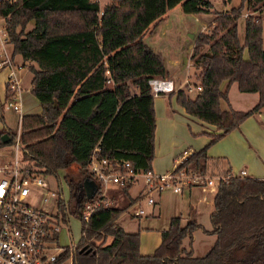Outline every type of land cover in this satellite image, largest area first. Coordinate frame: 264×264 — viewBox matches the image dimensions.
I'll return each instance as SVG.
<instances>
[{
  "label": "trees",
  "instance_id": "trees-1",
  "mask_svg": "<svg viewBox=\"0 0 264 264\" xmlns=\"http://www.w3.org/2000/svg\"><path fill=\"white\" fill-rule=\"evenodd\" d=\"M243 3L264 7V0H240L218 12L210 28L196 34L189 53L195 70L191 84L199 90L192 96L187 85L171 91L185 113L219 130L176 168L207 172V146L264 105V14L242 16L239 39L236 20ZM174 5L183 13L212 12L211 0H122L100 9L94 0H16L2 8L11 56L19 55L30 73V92L40 107L38 114L21 115V158L54 176L76 166L75 173L62 177L68 189L66 208L79 219L78 240L49 264L66 258L70 264H264V177L221 179L212 194L209 228L171 215L150 253L139 251L137 230L115 223L136 198L128 194L130 182L118 186L121 204L100 202L86 219L80 215L81 204L100 189L96 184L94 194L86 197L81 183L90 177L86 164L94 147L97 157L151 170L155 117L146 80L166 77L167 70L142 36ZM232 82L238 91L255 92L257 102L245 110L231 108L227 90ZM7 134L0 145L13 142L14 132ZM57 205L63 214L65 205ZM199 227L213 239L203 254L195 255L189 245Z\"/></svg>",
  "mask_w": 264,
  "mask_h": 264
},
{
  "label": "built area",
  "instance_id": "built-area-1",
  "mask_svg": "<svg viewBox=\"0 0 264 264\" xmlns=\"http://www.w3.org/2000/svg\"><path fill=\"white\" fill-rule=\"evenodd\" d=\"M15 1L0 0V68L8 67L5 79L8 96L4 99L3 106L7 103L6 106H9L18 115V123H20L22 115L21 88L17 71L24 65L21 61L12 64L11 53L6 50V45L9 43L5 19L2 14V8ZM120 1L122 0H109L107 3L118 4ZM100 13L99 10L98 15ZM106 83H109V80H106ZM146 83L152 96L174 91L172 81L165 77L151 76L146 80ZM198 90L199 86L187 83V92L194 91L196 93ZM18 134L19 132L15 133L12 142L14 145L13 159L8 163L0 164V264H49L62 249L73 246V244H59L57 239L61 224L67 220L59 212L57 204L58 201H61L65 205V213L67 200L61 195L59 184H57L58 176H55V183L54 175L38 171L36 166L26 164V160L22 159L21 155L18 156V148L20 152ZM96 151L97 148L94 147L86 164V170L90 177H84L91 179L95 185L98 184L100 189L92 198L81 204L79 212L84 219L100 202L104 204L109 202L103 196L104 189L109 184L122 186L140 177L144 185L142 197L145 203L150 204L153 202L152 192L163 188L179 192L188 185L216 184L230 175L245 174V170L240 168L237 173L209 175L176 168L175 164L162 173H154L151 170L141 171L133 168L127 161L116 164L104 157H97ZM177 161H175L176 164L180 160ZM32 187L44 189V194L40 197L42 202L47 201V193L49 196H53L52 206H38L27 201L26 198ZM130 208L134 215L144 212L139 199H136Z\"/></svg>",
  "mask_w": 264,
  "mask_h": 264
},
{
  "label": "crops",
  "instance_id": "crops-1",
  "mask_svg": "<svg viewBox=\"0 0 264 264\" xmlns=\"http://www.w3.org/2000/svg\"><path fill=\"white\" fill-rule=\"evenodd\" d=\"M219 1L222 4V6H224L221 7L223 8V10H227L228 8L231 7V6L227 7L225 5L228 2H224L222 0ZM165 14L166 11L161 16V18ZM209 14L212 18L208 17L210 20L207 19L206 22H202L200 25L201 28L206 23L213 22L214 18L211 13ZM161 22L162 20H159L156 23L151 24L154 27L151 30L150 28L148 29L150 32L146 33L147 30L145 31V33L142 36V40L144 39L145 36L153 35L156 32V30L159 28ZM175 29H176L175 32H177L178 29L177 28ZM199 31L200 30H198V32ZM155 52L158 53V51ZM163 62L165 65V69L167 70V76L165 78H168L172 81L174 85L173 90L179 88V86H176L177 75H178L177 71L174 70V68L168 69L167 65L165 64L167 62L165 60H163ZM23 67H25V65ZM17 76L21 88L20 105L22 109V114H38L40 112V107H38V105H37L38 108L37 107L28 108L24 104L25 93L31 94L30 84H29L30 74L25 81L22 79V76L21 77L19 76V73H17ZM156 96H155V98H157L156 100H154V96H152L153 112L155 117V128H154L155 135L158 130L159 121L161 122V124L164 125L166 131H168L169 128L174 129L175 126H178L183 131L185 130V138L182 141L180 142L169 141L168 148H163L165 151L163 164L160 166H158L156 163L155 164L153 163V165L151 164L152 172L162 173L164 171H167L168 168L174 164L173 160L175 159H177L178 161L182 160L190 152L202 147L211 139V134L217 133L219 130L215 129L213 125L205 123L200 119L185 113L183 108L178 104H176L173 93L170 94L163 93V94H159V96L158 95ZM160 97L166 98L167 102H164V99L161 100ZM227 97L231 108L236 110L248 109L257 102V94L255 92L238 91L236 88V84L234 82H232L228 87ZM4 99H5V80L3 81V89H2V95L0 96V103L4 101ZM34 99L36 100V102H38L35 97ZM235 104H240L242 107H238ZM192 124L195 125L194 128L190 127V125ZM4 125L5 126H3L2 128L0 126V137L2 134L4 133L7 134L8 131L12 132V130L15 129L9 127L6 124ZM185 127L188 128L190 132L195 136L194 137L189 136V134L186 132ZM155 139H157V136H155ZM245 141L249 144L250 147H245ZM156 149H160V150L162 149L159 141L157 143ZM206 154L209 157L208 160L209 169L207 170V173H210V170L217 171L224 169H228V172L230 173H237L240 168H243L245 170V175L264 177V105L257 112L252 113L248 117H246L237 126V128L232 129L228 133L222 135L217 140L209 144L206 149ZM213 156H216V158L213 159L212 158ZM3 160L4 159L1 160L0 158V164H5L10 161L8 159H5L4 161ZM237 160L238 162H236ZM237 164L241 165L238 169L236 168ZM138 181H139L138 187L136 188L133 194H130L129 187L137 183ZM215 185L216 184L188 185L186 187H183L179 192L172 191L171 189L167 188L172 191L171 194L172 197H168V198L160 195V191L162 189L158 191H154V193H156L157 195V198L155 195V199L153 197L152 203L150 204L145 203L149 205L147 212H150L152 215H155V217L158 218L160 215L162 216L163 214L166 219L165 220L166 222L164 224L158 225L154 223H148L146 221L148 219L145 220V223L142 224L143 225L142 229L144 230L143 231L139 230L138 232L139 251L141 253H150L153 250V248L156 246V244L159 241V230L167 226L168 218L171 215L178 214L181 218V222H184L187 219H193L194 221L198 222L202 227L209 228L208 214L212 209V194L214 192ZM129 187L127 188L128 194L131 197L135 196L136 197L135 200L139 199V202L141 204L142 201L144 200L142 197V194L144 192V185L142 180L141 181L138 179L133 180L132 182H130ZM103 196L107 198L109 202L112 199L115 200L122 199L123 201L124 198L122 192L118 189V186L114 184H109L105 187ZM134 201L129 206H132ZM143 213H145V209ZM115 223L118 224L116 222V219H115ZM120 226L123 228L122 225ZM123 229L132 231V229L130 228H123ZM196 229L201 230L200 227ZM194 234L195 231H192V237L189 245L192 254H194V246H193ZM208 235H213V234L208 233ZM208 241H210V238ZM182 245L187 246L186 238L183 239Z\"/></svg>",
  "mask_w": 264,
  "mask_h": 264
},
{
  "label": "rangeland",
  "instance_id": "rangeland-1",
  "mask_svg": "<svg viewBox=\"0 0 264 264\" xmlns=\"http://www.w3.org/2000/svg\"><path fill=\"white\" fill-rule=\"evenodd\" d=\"M108 1L109 0H98L97 3H98L99 8H101L102 5H104V3H107ZM211 1H212L211 14L213 18H215L218 12L224 11L223 8H221L224 6H222L219 0H211ZM239 1L240 0H230L225 5L227 7L236 6L239 3ZM257 11H262V13L264 14V7L261 6L259 3H257V4H254L253 6L246 8L245 4L243 3L242 14L236 20L237 35L239 39L242 38V33H243L242 32L243 31L242 30V16H244V14H249V13L254 14ZM208 17L209 18L211 17L209 13H196V14L195 13H183L180 11L178 5H174L173 7L166 10V14L160 19L162 20V22L159 28L156 30V32L151 36H145L143 39V41L147 45H149L153 49V51H158L162 59L167 62L165 64L167 65L168 69L174 68V70L177 71L178 75H177L176 86H179V88L184 87L185 85H187V83L191 84L194 80L195 70L191 63L192 59H190L189 53L191 50L193 39L196 36L198 30L206 31L212 25V23L209 22L203 25L202 28L200 27L202 22H206L207 19L210 20ZM262 24H263V31H264V18L262 20ZM31 25H32V22L30 21L27 23L26 28H30ZM153 27H154L153 25H150L148 29L150 28L151 30ZM175 28L178 29L177 32H175L176 30ZM148 29L146 33L150 32ZM6 50L7 52H10V44L6 45ZM11 59H12V64L20 62L19 55L17 54H14L13 56H11ZM7 70H8V67L0 68V96L2 95L3 81L6 79ZM17 73H19L20 77L22 76V79L24 81L29 77V74H30L27 71L26 67H21V69H19ZM170 93L171 91L166 94H170ZM194 94H195L194 91L188 92V95L190 96ZM156 99L157 98H155L154 96V100ZM160 99L161 100L164 99V102H167L166 98L160 97ZM1 103H3V101ZM24 104L28 108H33V107L36 108L37 105L39 107L38 102H36L32 94L30 93L29 94L25 93ZM6 105L7 103L1 108L2 120H0V126L2 128L3 126H5L4 124H6L13 129L15 128L14 130H12V132H14V135H15L16 132L20 131V129H17L19 128L18 115H16V113H14L13 110L9 106H6ZM235 105L238 107H242L240 104H235ZM194 126L195 125L193 124L190 125V127L192 128H194ZM186 132L189 134V136H193V137L195 136L194 134L190 132L188 128H186ZM155 136H157V139H155ZM184 138H185V130L183 131L178 126H175L174 129L169 128L168 131H166L164 125L161 124V122L159 121L157 133L156 135L154 133V138H153V157L154 158H152L151 164L153 165V163L154 164L156 163L158 166L162 165L164 161V152H165L163 148H168L169 141L180 142ZM158 141L160 142V145L162 147L161 150L156 149ZM245 147H250L246 141H245ZM18 156H20L19 148H18ZM13 157H14V145L12 143L0 145L1 160L8 159L11 161ZM212 158L215 159L216 156H213ZM176 160L177 159L173 160L174 164H176L175 162ZM236 162H238V160ZM26 164L34 165L32 161H29V160H26ZM173 165H171V167ZM240 166H241L240 164H237L236 168L238 169ZM171 167H169L168 169H170ZM75 172H76V166L74 164L69 165L64 170L57 171V174H56V176H58L57 184H59L61 195L65 200L68 199V189H67V185L62 175L63 173L72 174ZM215 173L225 174L224 170H217V171L210 170V173H207V174L213 175ZM53 178L56 183L55 176ZM137 179L141 181L140 177H138ZM138 183L139 181L129 187L130 194L134 193V191L139 185ZM50 184L52 183L50 182ZM43 194H44L43 188L35 189V187H32V190L28 194L26 200L34 205L51 207L52 202H53V196H49L47 193L46 194L48 196L47 201L42 202L40 197ZM171 194H172V191L167 188H164L160 191V195L166 198L172 197ZM155 195L156 193L153 192L152 196L154 197V199H155ZM156 198H157V195H156ZM110 202L114 204H121L123 201L122 199H118V200L112 199L110 200ZM141 205L145 209V213H142L140 215H134L132 214V209L130 208V206H128L125 210L119 213V215L116 217V222L122 225L123 228H130L132 229V231L138 230V232L139 230H142V231L144 230L142 229V226H143L142 224L145 223L146 219H148L146 220L148 223H154L158 225L164 224L166 222L165 221L166 219L163 214L162 216L160 215L158 218V217H155V215H152L150 212H147L149 205L145 204L144 200L142 201ZM65 210L66 212L63 213L62 216L66 217L67 220L61 224L62 226L60 227V230L57 233L58 243L74 245L77 242L78 236H79V225H80L79 219L75 215H73L67 208ZM154 212H155V209H154ZM193 231H195L194 240H193L194 254L201 255L207 250V248L211 244L213 235H208L207 232L201 231L199 229H195ZM107 238L108 237H106V239ZM209 238H210V241H208ZM58 264H70V258H66Z\"/></svg>",
  "mask_w": 264,
  "mask_h": 264
},
{
  "label": "water",
  "instance_id": "water-1",
  "mask_svg": "<svg viewBox=\"0 0 264 264\" xmlns=\"http://www.w3.org/2000/svg\"><path fill=\"white\" fill-rule=\"evenodd\" d=\"M7 137H8L7 134L4 133L1 135L0 140L3 142L7 139ZM81 183H82V188L84 190L85 196L90 197L95 191V183L87 177H83Z\"/></svg>",
  "mask_w": 264,
  "mask_h": 264
}]
</instances>
